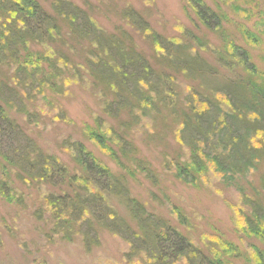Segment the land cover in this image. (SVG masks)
I'll return each mask as SVG.
<instances>
[{"label":"trees","instance_id":"1","mask_svg":"<svg viewBox=\"0 0 264 264\" xmlns=\"http://www.w3.org/2000/svg\"><path fill=\"white\" fill-rule=\"evenodd\" d=\"M187 2L203 25L220 26L219 14L202 0ZM52 10L56 17L48 16L37 0H0V62L10 68L9 78L0 80V143H8V153L14 154L4 155L0 149V176L7 179L0 180V196L8 201L17 196L8 188L13 171L27 186L38 188L41 205L35 209L33 217L48 223L51 238L70 241L76 235L86 250H90L99 245V229H105L127 245L122 259L129 264L136 261L141 264H227L223 255L206 254L164 218L131 198L121 179L86 152L80 142L64 143L63 147L78 164V168L70 172L56 156L43 155L32 141H27L19 125L8 117L1 104V87L10 94L20 93L21 101L30 97L32 101L44 95L49 87L55 88L51 75L58 77L59 73L55 68L56 60L50 58L54 55L52 46L58 41L64 43L67 35L76 39L85 51V69L102 96V112L114 119L126 115L127 120H121L120 126L128 130L142 120L154 118L160 108L168 110L170 120L177 123L176 138L187 151L186 159L171 160L169 171L189 182L195 181L196 175L206 177L211 172L223 184L233 186L240 195V200L231 205L234 222L245 235L256 237L264 245L262 78L221 74L189 44L170 42L149 30L146 22L131 8L124 11V17L150 35L159 62L166 65L161 70L153 68L136 50L127 32H105L88 13L67 0H55ZM241 12L248 16L246 9L241 8ZM61 21L67 25L66 31ZM38 46L41 50L34 49ZM218 56L230 71L241 66L248 73L257 72L244 48L233 42H228L225 52ZM64 62L63 65L76 71L74 64ZM178 75L189 82L185 84L187 94L184 98L175 85ZM61 81L67 84L72 79L62 78ZM5 105L13 107L15 112H23L27 120L37 121L42 115L39 108H35L36 113L31 116L30 111L10 101ZM59 118L65 120L66 116L61 114ZM89 132V138L104 145L116 160L118 156L109 141L119 146L122 154L126 153V137L110 126L99 124ZM104 136L109 140L104 141ZM134 161L137 170L148 174L143 161ZM258 171L263 196L258 192L255 193L258 197H254L239 180L246 179L249 184L251 175ZM48 184L59 187L60 192H50L46 189ZM112 195L118 196L120 203L125 205L135 227L110 206L108 199ZM16 201L21 205L19 196ZM227 246V250H235ZM252 260L254 264H264V253L254 251Z\"/></svg>","mask_w":264,"mask_h":264},{"label":"rangeland","instance_id":"2","mask_svg":"<svg viewBox=\"0 0 264 264\" xmlns=\"http://www.w3.org/2000/svg\"><path fill=\"white\" fill-rule=\"evenodd\" d=\"M37 1L48 16L56 17L52 10L55 0ZM67 1L88 13L105 32H127L136 50L156 70H161L166 65L159 62L150 35L125 19L124 11L129 8L146 22L149 30L170 42L189 44L206 61L217 67L221 74L241 75L244 78L261 77L264 82V0H202L219 14V27L203 25L187 0ZM241 8L247 10V17L241 12ZM61 24L66 31L67 25L62 21ZM63 40L64 43L58 41L52 46L54 55L50 57L56 60L55 68L59 73L58 77L53 73L51 75L55 88L49 87L44 95L32 101L31 97L27 101H21L23 98L20 93L18 95L14 91V94H10V91H4L1 87L4 102L1 104L8 117L19 125L22 136L27 141H32L43 155L56 156L70 172H74L78 164L63 146L69 141L80 142L86 152H90L115 177L121 179L131 198L142 203L148 211L164 218L206 254L211 256L219 253L224 256L227 264H254L253 252L259 250L264 253V245L256 237L245 235L233 220L231 205L240 200L238 191L233 186L223 184L211 172L206 177L196 175V180L189 182L169 171L171 160L186 159L187 151L176 138L177 123L170 120L168 110L160 108L154 118L142 120L128 130L122 129L120 122L127 120L126 115L122 114L119 119H114L102 112V96L90 82L82 46L67 35ZM228 42L244 48L250 62L257 69L256 73H248L241 66L235 67L233 71L229 70L230 67L225 68L226 65L218 60V54L225 52ZM34 49L41 50V47ZM61 61L74 64L76 71L69 65H63ZM9 69L4 62H0V80L9 78ZM52 71L48 68V72ZM62 78H71L72 81L66 84L61 81ZM176 78V88L184 98L187 94L185 84L189 82L180 75ZM191 84L194 85L193 82ZM6 101L30 111L31 116L36 113L35 108H39L42 115L37 121L35 117V120H27L23 112H15L13 107L5 105ZM61 114L66 116V121L57 119ZM99 124L110 126L126 137L128 145H125L126 153L123 154L119 146L109 141L118 156L117 160L111 152L106 151L104 145H98L89 138L91 127ZM98 131L103 134L100 129ZM108 137L104 136V141L109 140ZM8 145L0 143V149L4 155H14L8 153ZM134 159L143 161L148 174L136 169ZM15 174L10 172L8 188L13 194L17 193V196L12 197L11 201L0 196V264H129L122 259L127 245L105 229H99V245L90 250H86L81 238L76 235L70 241L51 238L48 223L33 217V212L41 205L38 188L34 185L27 186ZM5 179L0 176V180ZM249 179L250 185L246 179H240V185L254 197H258L255 195L258 192L263 196L258 184L259 171L254 172ZM46 189L54 193L60 192V188L52 184H48ZM18 196L22 206L16 201ZM108 201L118 215L133 223L118 196L112 195ZM244 210L247 211L245 207ZM132 227H135L134 223ZM227 245L235 250H227ZM132 264L141 263L136 261Z\"/></svg>","mask_w":264,"mask_h":264}]
</instances>
